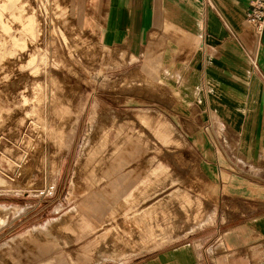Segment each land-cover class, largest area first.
<instances>
[{"label":"rangeland","instance_id":"obj_1","mask_svg":"<svg viewBox=\"0 0 264 264\" xmlns=\"http://www.w3.org/2000/svg\"><path fill=\"white\" fill-rule=\"evenodd\" d=\"M105 2L0 0V264L125 262L224 203L175 86L102 45Z\"/></svg>","mask_w":264,"mask_h":264},{"label":"crops","instance_id":"obj_2","mask_svg":"<svg viewBox=\"0 0 264 264\" xmlns=\"http://www.w3.org/2000/svg\"><path fill=\"white\" fill-rule=\"evenodd\" d=\"M249 1L106 0L102 45L175 86V115L224 199L211 225L115 264H264V31L248 25Z\"/></svg>","mask_w":264,"mask_h":264},{"label":"built area","instance_id":"obj_3","mask_svg":"<svg viewBox=\"0 0 264 264\" xmlns=\"http://www.w3.org/2000/svg\"><path fill=\"white\" fill-rule=\"evenodd\" d=\"M205 1L211 4V0ZM246 20L256 35H259L264 31V0L249 1V9ZM252 63L254 66H257L255 56H252Z\"/></svg>","mask_w":264,"mask_h":264},{"label":"bare ground","instance_id":"obj_4","mask_svg":"<svg viewBox=\"0 0 264 264\" xmlns=\"http://www.w3.org/2000/svg\"><path fill=\"white\" fill-rule=\"evenodd\" d=\"M4 181V180H3Z\"/></svg>","mask_w":264,"mask_h":264}]
</instances>
